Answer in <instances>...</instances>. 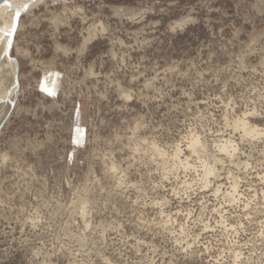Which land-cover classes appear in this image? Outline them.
Instances as JSON below:
<instances>
[{
	"label": "rangeland",
	"instance_id": "rangeland-1",
	"mask_svg": "<svg viewBox=\"0 0 264 264\" xmlns=\"http://www.w3.org/2000/svg\"><path fill=\"white\" fill-rule=\"evenodd\" d=\"M4 10L0 21L11 17L12 6ZM187 17L191 19L183 30H169L170 25ZM19 22L22 26L15 30L11 40V52L18 63L19 87L14 107L0 128V156L11 157L9 164L0 168V201L3 202L0 203V264H105V256L119 260L120 264H220L221 260L224 264H264V237L257 235L264 213L257 211L250 219L246 218L252 207L264 202V184L258 176L264 169L245 172L237 171L234 164L217 165L218 174L210 178L212 187L198 189L192 203L170 195L172 187L179 183L172 177L163 181L164 187L153 192L151 181L161 179L165 160L158 155L156 161L149 155L137 156V149L143 152L146 147L155 154L153 145L172 156L178 144L183 151L181 157L187 156L190 166L179 168L177 175L189 180L203 174L201 159L209 164L213 162L210 153L204 156L200 150L188 151L182 137L202 136L211 152V142L216 136L200 124L193 127V122L185 121L182 112L169 110L176 103V97H180L182 105L187 102L188 97L182 96L180 89L190 87L191 81L171 74L177 87L162 103L153 102L147 107L134 99L126 109H120L121 101L112 86L108 88V101L97 104L93 99L85 103L72 92L67 79L74 57L65 58L55 50L57 43L78 46L89 34V25L103 23L107 31L97 28L81 57L82 62L95 64L100 73L95 81L99 88L105 87L109 76L126 86H142L145 77L131 81L134 73L120 66L121 57L126 64H139L141 71L147 69L149 76L154 74L152 69L177 66L187 71L195 64L200 70H211L204 76L205 81L211 82L192 88L195 103L188 106L191 111L184 109L189 117L198 109L204 110L209 120L200 123L211 127L213 133L220 131L226 122L233 124L241 118L264 128V102L255 105L249 102L258 100L257 95L246 93V84L250 81L241 84L228 81L225 87L223 77L213 79L215 71L233 64L252 37L257 38L258 44H264V0H39ZM117 39L124 45L116 43ZM138 40L149 43L137 46ZM22 49L29 55H23ZM1 58L4 86L11 89V75L3 71L2 64L6 65ZM262 59L264 54L249 52L244 62L251 67ZM240 75L253 80L259 78L249 71ZM5 93L6 90L0 97ZM217 95L221 99L205 103ZM253 107L258 114L245 116ZM8 108L6 99L0 100V121ZM145 113L148 118L139 121ZM138 121L145 126L137 127ZM189 128L192 133L188 132ZM242 135L240 129L232 138L245 153L251 154L253 159L249 162L255 164L264 143L247 140L241 143ZM117 136L119 140L115 139ZM105 153L111 155L110 160L102 159ZM239 159L244 161L249 157L242 155ZM173 162L179 165L176 161H167L169 166ZM109 163L124 170L129 181L143 187L148 197L133 203L143 193L136 189L122 195L113 193L116 177L108 172L105 165ZM28 169L32 179L26 186L19 182L18 170ZM236 177L242 178L237 188L240 198L236 204L224 205L228 223L244 225L243 230L237 229L235 245L226 243L227 234L222 235L223 229L217 226L216 231L202 232L200 241L185 251L187 245L177 243L178 237L171 231L156 225L150 230L140 226L141 215L161 219L159 209L147 202L158 195L170 196L171 205L165 212H174L178 205L185 208L191 203L198 213L199 201L207 197L212 203H208L205 218L214 217L209 223L215 225L219 215L211 209L225 198L230 199L224 194L231 191ZM97 178L99 183L95 182ZM101 187L108 192L102 193ZM217 189L220 197L209 195ZM253 196L255 204L246 209L247 200ZM106 199L115 208L109 203L107 209L100 211L99 202ZM34 213L40 216L36 227L29 220L30 216L36 218ZM176 219L178 231L185 217L180 215ZM113 221L123 224L126 235H136L147 243L132 247L136 240L129 239L123 244L112 229L101 238L97 225ZM209 240L211 250L205 247ZM118 249L123 255L117 253ZM237 253L241 254L239 260Z\"/></svg>",
	"mask_w": 264,
	"mask_h": 264
},
{
	"label": "clouds",
	"instance_id": "clouds-1",
	"mask_svg": "<svg viewBox=\"0 0 264 264\" xmlns=\"http://www.w3.org/2000/svg\"><path fill=\"white\" fill-rule=\"evenodd\" d=\"M255 6V5H254ZM191 17H187L184 20L178 21L173 25L169 26V30L175 32L177 28L183 30L184 25L188 22ZM99 28L101 31H107L103 23H98L92 25L90 29H88L89 34L84 36L83 41L78 46H69L65 44H56V52L62 55L65 58H73L74 62L70 65L67 79L69 83V87L73 93L79 95L85 103L91 102L95 99L96 103L108 101V88L109 86L114 87L115 92L117 93V98L121 101L118 106L120 109H126L127 105L133 101L134 99L138 102L144 104L147 107L149 104L153 102L162 103L166 96H170L171 92L177 87L176 82L173 80L171 74H176L178 77L189 79L191 81L190 87H181V95L188 97L187 102L182 105L180 101V97H176V103L170 105L169 110L180 111L185 116V121L193 122V127L197 124H200L201 128L206 129L209 134H214L216 139L211 142V151L209 148V144L206 140L203 139L200 135H184L182 137V142L186 141L187 147L193 149L195 151L196 148L200 150V153L204 156L211 155L212 163L209 164L207 160L201 159L200 164L203 169V174H198L196 179L189 180L187 177L181 178V176L177 175L179 168L187 167L185 164L181 163L179 165L173 163L171 166L168 165V160H179L180 156V148L177 145V151L174 156H168L166 153L160 152L159 149H155V154H151L149 148H145L143 152L140 149H137V156L141 155H149V158L152 161H156L157 155L165 160L163 164V174L159 181H151L152 191L155 192L156 188L164 187L163 181L168 180L170 177L172 179L179 181L178 184H175L171 189V196L176 197L179 201H193V196L197 195V190L200 191L206 190L212 187L213 181L210 179L211 177L216 176L217 173V165H221L224 167H228L229 165L235 166V169L239 171L243 169L247 172L248 169L256 168L264 169V148L259 150L260 159L256 161L255 164L250 163L249 160L253 159L250 153H245L240 146V143H237L232 137L236 131H239L241 128L244 129V135L242 137L241 143L244 140L248 142L258 141L264 143V128L259 126L252 127L249 131V125L246 120L241 118L240 120L235 122V125L232 123H225L220 131L213 133V129L208 127L205 124H201L202 121H208L209 116H206L204 110H197L192 116H188L184 109L187 108L188 111L191 109L188 107L189 105L195 103L193 100V92L192 88L199 83H210L211 81H205L204 76L207 71H211L210 69L200 70L197 65L193 64L190 69L187 71H182L177 66L165 67L159 70L152 69L154 72L153 75H147L148 70L144 71L140 70L139 64H126L123 62V57H121V67L129 68L134 74L131 75V81H137L141 76L145 77L143 84L141 87L133 88L131 86H126L120 80H113L111 76L108 78V83L105 85L103 89L97 86L95 82L100 73L97 71L94 63H84L81 60V57L84 56L85 49L87 43L91 40L92 36L95 34L96 29ZM121 45H124L122 40L117 39L115 41ZM149 43L148 41H137V46H143L144 44ZM260 52L264 54V44H258V40L256 37H252L250 41L246 44V46L242 49L241 54L236 57L233 61V64L219 69L213 73V79L220 80L223 77L225 87H227L228 81H235L237 84L245 83L246 81H250L246 84V93L248 96L257 95L258 100H250L249 102L255 105L258 102H264V59L260 60L259 64L256 66L249 67L245 64L244 59L245 56L249 54V52ZM23 55L27 56L29 53L27 51L22 52ZM115 55V54H114ZM249 71L253 74V76H258V79H252L251 77H243L240 73ZM212 99H221L220 95L209 98L205 101V103L211 104ZM232 101H229L231 103ZM257 109L253 107L249 111L245 113V116L249 115H257ZM210 115V114H209ZM148 118V113L142 114L139 118V121H144ZM137 122V127H143L145 125ZM229 129H232V132H228ZM189 133H192V128L188 129ZM227 133V138H225V134ZM119 140L120 137L117 136L115 138ZM39 143V142H38ZM109 144L112 141L108 142ZM247 155L249 157L248 160L240 161V156ZM103 160L108 161L111 159V155L109 153H105L102 157ZM11 157L9 155L0 156V168H4L9 164ZM108 172L115 174V183L112 186V192L115 194L122 195L127 192L129 189H136L138 192L143 193V196L138 197L137 200H134L133 203L139 202L140 199H144L148 197V192L141 186H139L134 181H129L126 172L124 170L119 169L115 164L109 163L105 165ZM30 169L28 170H18L19 182H23L26 186L31 183L32 177H30ZM232 176V173H229ZM259 181L264 184V172L258 173ZM241 177L235 178V183H233L231 191L225 193V197H230V199L225 198L223 202L219 203L218 206H214L211 209V212L217 213L219 215V219L215 221V225L210 224L209 221L213 220L214 217L209 215L205 218V212L208 211V203H212V201H207V197L201 198L199 203L201 204L200 211L197 213L196 209L190 203L187 207L181 208L179 205L176 207L174 212H165V209L171 205V199L169 195H158L155 197H150L148 199V203L157 209H159L158 215L161 219L158 221L155 217L152 218H144L143 215L139 217L140 226L142 228H146L147 230L151 229L152 225H156L158 227L164 228L168 231H171L174 237H178L176 240L177 243L186 244L187 247L184 249L188 251L193 247V245L197 244L200 241V237L202 232L208 231L211 229L212 231H216L217 226L223 229V234H227L226 243L230 245H235L237 240L235 237L239 235V231L237 229L243 230L244 225L237 224H229L228 217L225 215L227 209L224 207L225 204H236L240 198V194L237 193V188L239 186V182ZM96 183H99V179L97 178ZM122 190V191H118ZM100 191L108 192V189L105 187H101ZM214 197H220L221 193L219 189L214 192L209 193ZM256 197L247 200L245 204V208L252 206L255 204ZM0 203H3L0 201ZM95 204L96 201H93ZM101 207L100 211H104L107 209L109 203H112L110 200H104L99 202ZM112 208H115V204L112 203ZM96 210L95 208L93 209ZM257 211L264 213V202L252 207V212L249 213L247 219H250L252 215H254ZM195 213V214H194ZM35 219L29 217L30 222L33 227H36L40 220V216L38 213H34ZM183 215L185 219L180 224L178 231L175 229V225L177 224L176 217ZM190 221V223H189ZM261 230L257 233L258 236L264 237V220L259 221ZM171 226V227H169ZM202 226V227H200ZM97 227L101 229L100 235L103 238L104 233L109 229L115 231L121 240V243L127 244L129 239L136 240V244L132 245V247H138L139 245L147 243L145 240L139 238L136 235L128 236L126 235L122 229L123 224L118 222H110L107 225L101 223L98 224ZM199 228V231L197 229ZM229 229L231 232L229 233ZM116 239V237H113ZM152 250L155 251V247L151 246ZM206 248L211 250V240H209L208 244L205 245ZM231 250V249H229ZM119 255H123L121 250H117ZM241 254L237 253V260L240 259ZM105 264H120V261L117 259H111L107 256L104 257ZM220 264H224L223 260L220 261Z\"/></svg>",
	"mask_w": 264,
	"mask_h": 264
},
{
	"label": "water",
	"instance_id": "water-1",
	"mask_svg": "<svg viewBox=\"0 0 264 264\" xmlns=\"http://www.w3.org/2000/svg\"><path fill=\"white\" fill-rule=\"evenodd\" d=\"M34 0H22L21 4L15 9L12 8V17L8 24L4 25L2 29H0V35L5 37V39L1 38L0 36V50L2 52L3 57L8 61L11 62L12 68H13V82L11 87H13V95L12 98L6 101L9 103V108L3 117V119L0 121V128L4 125V123L7 121L10 112L12 111L15 103V95L17 93L19 82H18V63L16 58L12 55L11 47L8 46V41L12 40L16 27L18 25V22L23 14L27 11L29 6ZM24 5H27V7H24ZM11 6L10 0H0V11L4 12V7ZM14 29V30H13Z\"/></svg>",
	"mask_w": 264,
	"mask_h": 264
},
{
	"label": "bare ground",
	"instance_id": "bare-ground-1",
	"mask_svg": "<svg viewBox=\"0 0 264 264\" xmlns=\"http://www.w3.org/2000/svg\"><path fill=\"white\" fill-rule=\"evenodd\" d=\"M21 1L22 0H10V3H11V6H12V8L14 9H16L20 4H21ZM36 1H39V0H34L32 3H31V5L29 6V8L33 5V4H35V2ZM10 10V9H9ZM8 10V11H9ZM65 10V9H64ZM6 12V11H5ZM70 12H72L73 13V11H70ZM3 13L4 12H2V11H0V18L2 17V15H3ZM75 13V12H74ZM13 14V13H12ZM12 14H11V17H12ZM56 15H54V17H55ZM11 17L8 19V20H3V21H0V29H2V27H4V25H6V24H8L9 23V21H10V19H11ZM6 19V18H5ZM55 20V19H54ZM62 20H64V18H62ZM59 22V21H58ZM60 22H62V21H60ZM21 22H19L18 23V26L16 27V31H18L20 28H21ZM90 27L92 26V24L91 25H89ZM88 29H90V28H88ZM15 34V33H14ZM1 36V35H0ZM93 37V36H92ZM1 38H3V39H5V37L3 36H1ZM16 49H19V48H16ZM22 52H23V49H22ZM19 53V52H18ZM0 56H2V58H3V60L5 61V65L6 66H4L3 64H2V68H3V71L4 72H7V74L9 73L11 76V78L10 79H12V82H13V68H12V64H11V62H8L4 57H3V55H2V52H1V50H0ZM1 58V59H2ZM1 61V60H0ZM0 63H2V61L0 62ZM4 81H5V73H3L1 70H0V93H3L4 92V90H6V93H5V95H4V97H0V100L1 101H3V100H5V99H8V96H10L12 93H13V87H11V89H7V87L6 86H4ZM12 85V84H11ZM10 85V86H11ZM6 88V89H5ZM244 120H246L247 121V123H248V125H249V128H248V130L250 131L251 130V128L252 127H257L255 124H253V123H250L246 118H243ZM236 122V121H235ZM235 122H233V125H235ZM136 129V128H135ZM242 130H243V134H244V129L243 128H241ZM133 132V131H132ZM131 132V133H132ZM133 134V133H132ZM131 134V135H132ZM243 136V135H242ZM134 137H137V136H134ZM131 139V138H130ZM138 139H140V138H138ZM129 142V141H128ZM132 143L134 144V142L132 141ZM188 143V142H187ZM131 145V144H130ZM177 145L178 144H175V147H174V149H173V152H172V156H174L175 154H176V151H177ZM154 149H159L160 150V152H163L164 153V149H161V148H159V147H156V145H153L152 146ZM187 149H188V151H190L191 153L192 152H198L199 151V149L198 148H196L195 149V151L193 150V149H190V148H188L187 147V145L185 146ZM179 148H180V156H179V160H173V161H176L178 164H181V163H183V164H185L187 167H189L190 166V162H189V159H188V157L187 156H184L183 158L181 157V152H183L182 151V149H181V147L179 146ZM132 149V148H131ZM136 149V148H135ZM185 155V154H184ZM188 156H189V153L187 154ZM174 163V162H173ZM187 167H184V168H187Z\"/></svg>",
	"mask_w": 264,
	"mask_h": 264
},
{
	"label": "snow or ice",
	"instance_id": "snow-or-ice-1",
	"mask_svg": "<svg viewBox=\"0 0 264 264\" xmlns=\"http://www.w3.org/2000/svg\"><path fill=\"white\" fill-rule=\"evenodd\" d=\"M24 7H27V5H24ZM13 30H14V29H13ZM11 44H12V41L9 40V41H8V46L11 47Z\"/></svg>",
	"mask_w": 264,
	"mask_h": 264
}]
</instances>
